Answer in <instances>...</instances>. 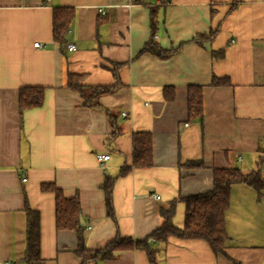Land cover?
Returning a JSON list of instances; mask_svg holds the SVG:
<instances>
[{
    "label": "crops",
    "instance_id": "1",
    "mask_svg": "<svg viewBox=\"0 0 264 264\" xmlns=\"http://www.w3.org/2000/svg\"><path fill=\"white\" fill-rule=\"evenodd\" d=\"M60 6L74 10L63 45L51 34L52 10ZM151 9L161 47L182 44L166 59L140 53ZM211 30V40L193 41ZM116 65L118 85L95 96L98 106L83 104L94 87L116 85ZM68 74L81 77V92L67 87ZM212 76L230 85L212 86ZM190 85L203 88L202 124L187 115ZM25 86L44 87L43 103L20 114ZM164 87L174 89L173 99L164 98ZM105 110L119 130L112 148L105 145L113 131ZM137 131L152 136L153 164L115 179L111 218L100 184L132 165ZM98 154L109 158L101 164ZM258 156L264 181V0H0V264H24V193L39 211L43 264L80 263L77 235L56 230L54 195L41 183L78 198L84 242L93 250L117 234L143 239L169 200L210 189L213 168L249 173ZM192 161L201 165L188 166ZM184 209L175 206L176 227ZM225 226L226 255L201 239L169 237L157 263L127 249L86 264H264V190L233 184Z\"/></svg>",
    "mask_w": 264,
    "mask_h": 264
},
{
    "label": "trees",
    "instance_id": "2",
    "mask_svg": "<svg viewBox=\"0 0 264 264\" xmlns=\"http://www.w3.org/2000/svg\"><path fill=\"white\" fill-rule=\"evenodd\" d=\"M139 2L140 0H133ZM150 36L144 43L140 53L149 52L161 59H166L177 53L182 44L176 48L165 49L161 47L155 38L156 20L154 9L150 11ZM74 16V10L71 7H54L52 10L51 27L53 42L63 45ZM215 30H211L208 36L198 35L193 41L211 40L215 35ZM221 53V52H220ZM213 54L214 51H213ZM117 67L112 70L114 78L117 80L113 86L94 87L91 97L83 100V104L88 106H98L95 103V96L100 93L111 91L118 85ZM81 77L79 75L68 74L67 87L81 92ZM212 86H228L230 81L228 77L211 78ZM202 86L190 85L187 88V115L189 119H197L202 124ZM168 90L170 92L168 93ZM45 88L42 86H25L18 91V106L20 114L25 109L39 107L43 103ZM163 96L166 100L174 97L172 87L163 88ZM113 131L105 138V145L112 148L115 138L119 135L116 121L105 110ZM262 157L258 156L255 169L249 173H242L237 168H213L212 181L209 190L189 196H176L158 210L161 222L150 234L143 239H132L130 237H121L118 234L106 245L98 249H89L86 247L83 237L84 225L80 224V206L79 200L75 197H65L62 191L54 183H41L42 192H52L54 195V212L56 230H71L77 235V244L74 254L81 258L79 264L88 262H99L113 259L115 253L127 249L143 250L149 263H157L162 256V247L169 237L181 239H201L205 241L211 251L217 255H226L225 248L228 235L225 226V214L229 206L230 189L233 184H244L252 187L260 195L264 190V181L260 177ZM153 164L152 136L149 132L132 133V165L123 166L114 176L106 174L100 184L103 192L104 204L107 216L113 218L112 206V187L117 177L128 174L132 168H147ZM188 166H200V161L187 163ZM178 202L184 203V220L182 227H176L172 218L175 214V206ZM23 213L25 217L24 226V249L22 262L24 264H43L44 260L40 254V215L37 209L29 204L24 193ZM159 245V246H158ZM233 262L237 263L232 259Z\"/></svg>",
    "mask_w": 264,
    "mask_h": 264
},
{
    "label": "built area",
    "instance_id": "3",
    "mask_svg": "<svg viewBox=\"0 0 264 264\" xmlns=\"http://www.w3.org/2000/svg\"><path fill=\"white\" fill-rule=\"evenodd\" d=\"M98 11H99V12H102V8H99ZM38 45H39L38 42H35V43L33 44V46H36V47H37ZM74 49H75V47H74L73 44H67V50H68V51H72V50H74ZM121 116H122V117H125V116H126V113H125V112H122V113H121ZM108 158H109V155H108V154H98V155H97V159L99 160V162H100L101 164H103V162L106 161ZM22 180L25 181V178H23ZM153 197H154L155 199H159V196H158V195H154ZM4 264H15V263H14V262H5Z\"/></svg>",
    "mask_w": 264,
    "mask_h": 264
},
{
    "label": "water",
    "instance_id": "4",
    "mask_svg": "<svg viewBox=\"0 0 264 264\" xmlns=\"http://www.w3.org/2000/svg\"><path fill=\"white\" fill-rule=\"evenodd\" d=\"M80 224H81V225H84L82 220H80Z\"/></svg>",
    "mask_w": 264,
    "mask_h": 264
}]
</instances>
